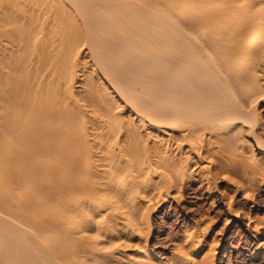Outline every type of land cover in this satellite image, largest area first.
<instances>
[{
  "label": "bare ground",
  "instance_id": "1",
  "mask_svg": "<svg viewBox=\"0 0 264 264\" xmlns=\"http://www.w3.org/2000/svg\"><path fill=\"white\" fill-rule=\"evenodd\" d=\"M212 207L264 251V0H0V264H207Z\"/></svg>",
  "mask_w": 264,
  "mask_h": 264
},
{
  "label": "rangeland",
  "instance_id": "2",
  "mask_svg": "<svg viewBox=\"0 0 264 264\" xmlns=\"http://www.w3.org/2000/svg\"><path fill=\"white\" fill-rule=\"evenodd\" d=\"M222 179V180H221ZM219 178L218 180H215V185L217 186V189H221V191H226L229 187H232V184L230 183V181L228 180V179H223V178ZM228 180V181H227ZM228 183V184H227ZM230 183V184H229ZM226 187V188H225ZM219 189V190H220ZM224 189H226V190H224ZM234 196V198H235V194H233ZM241 200H239L238 201V203H240L241 204ZM244 204V203H243ZM253 204V206H252V209H256L258 206L256 205V203H252ZM251 204V205H252ZM202 205V204H201ZM259 208V207H258ZM213 209V210H212ZM202 212H204L205 213V215L204 216H202L201 217V221L203 222H206V221H209V219L211 220L212 218H214V219H212L213 220V222L212 221H210L209 222V227H210V229H206L205 230V233H203V234H201V236H202V240L203 241H201V243L199 244V247H201V249L200 248H198V250H199V256L200 257H202V255L205 253V252H209V246H212L213 245V250H214V253L216 254H214V253H212L211 252V254L209 255V258H207V260H208V262H210V264H227L228 263V261L230 262V260H231V262L230 263H228V264H252V263H254V264H264V251L263 250H259V249H256V248H249V249H245L243 246H245L244 244H245V240H244V238L245 237H243V236H241L242 234L241 233H237L236 232V229H235V227H233V225L231 226V228L229 227V229L227 228V223L226 224H224L225 222H227V220H225V215H223V214H216L214 211V208L212 207V208H208L207 210H201ZM156 213V212H155ZM154 212L152 213V216H154V214H155ZM214 215H213V214ZM161 214H159L158 212L156 213V215L154 216V217H156V219L158 220H156V222L154 221V227H158V228H160L161 227V225L162 224H165L167 221H170L171 222V220H174L175 218H174V216L175 215H177V214H175L173 217H172V219H170V220H168L167 218H165V217H163V215H161ZM224 217V218H223ZM161 218H163L162 220H160ZM167 220V221H166ZM161 221V222H160ZM156 223V224H155ZM160 223H161V225H160ZM174 223H175V220H174ZM212 223V224H211ZM185 224V223H184ZM156 225V226H155ZM167 225V224H166ZM162 226H164V225H162ZM233 227V228H232ZM183 229H185L184 227H183ZM224 229V230H223ZM232 229H234V230H232ZM174 230H175V232L177 231L176 229H175V226H174ZM208 230V231H207ZM228 230V231H227ZM179 231H182V230H179ZM224 231V232H223ZM224 233V234H223ZM228 234V235H227ZM231 234H232V236H231ZM224 235V236H223ZM225 235H227V236H225ZM220 237V239L218 240H215L216 238H219ZM230 236V237H229ZM239 236H241V237H239ZM214 238V239H213ZM234 240H233V239ZM239 238H241V242H240V244H237L236 245V243H237V241L238 240H240ZM212 240H214V241H212ZM229 241V242H233L234 244H228L227 245V247L226 248H222L221 247V244H224L225 245V241ZM237 240V241H236ZM242 240H244V241H242ZM216 241H219V244H218V242H217V244H216ZM210 242V243H209ZM215 242V243H214ZM243 242V243H242ZM214 243V244H213ZM216 244V245H215ZM232 245H236L235 247H233ZM214 246H215V248H214ZM217 246V247H216ZM242 246V247H241ZM209 247V248H208ZM237 247V248H236ZM207 248V249H206ZM222 249V250H221ZM226 249V250H225ZM239 250H241L242 252L240 253V251ZM244 250V251H243ZM250 250V251H249ZM253 250V251H252ZM230 251H232V252H230ZM257 251V252H256ZM251 252V253H250ZM253 252V253H252ZM260 252H262V253H260ZM234 253V254H233ZM248 253H250L249 255H248ZM254 255V256H252V255ZM236 255V256H235ZM259 255V256H258ZM261 255V256H260ZM244 256V257H243ZM215 257H217V259L215 258ZM243 257V258H242ZM258 257V258H257ZM263 257V258H262ZM248 258V259H247ZM254 258V259H253ZM256 258V259H255ZM239 259H241V260H239ZM253 261H252V260ZM207 260H204L205 262H207ZM244 260V261H243ZM226 261V262H225ZM255 261V262H254ZM257 261L259 262V263H257ZM205 262H203V263H205ZM208 262H207V264H208ZM212 262V263H211ZM206 264V263H205Z\"/></svg>",
  "mask_w": 264,
  "mask_h": 264
}]
</instances>
